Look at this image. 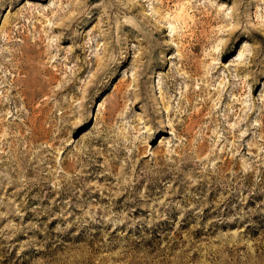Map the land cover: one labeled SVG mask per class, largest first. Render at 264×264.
I'll return each instance as SVG.
<instances>
[{
  "label": "rangeland",
  "instance_id": "rangeland-1",
  "mask_svg": "<svg viewBox=\"0 0 264 264\" xmlns=\"http://www.w3.org/2000/svg\"><path fill=\"white\" fill-rule=\"evenodd\" d=\"M0 264H264V0H0Z\"/></svg>",
  "mask_w": 264,
  "mask_h": 264
}]
</instances>
